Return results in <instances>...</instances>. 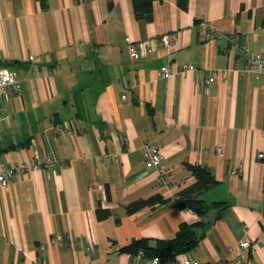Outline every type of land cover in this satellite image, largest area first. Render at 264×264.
<instances>
[{
  "label": "crops",
  "instance_id": "1",
  "mask_svg": "<svg viewBox=\"0 0 264 264\" xmlns=\"http://www.w3.org/2000/svg\"><path fill=\"white\" fill-rule=\"evenodd\" d=\"M231 35L264 52V0H188L185 9L161 0L148 22L132 0H47L44 9L0 0V68L22 85L0 98V165L57 161L0 188V264H145L121 248L154 246L197 222L198 243L174 259L264 264L258 245L236 262L244 238H264V75L244 69ZM127 38L154 50L131 58ZM181 64L192 69L179 72ZM147 145L159 149L165 174L145 166ZM187 165L216 181L200 196L203 218L175 202L195 181ZM153 196L169 201L128 211Z\"/></svg>",
  "mask_w": 264,
  "mask_h": 264
},
{
  "label": "built area",
  "instance_id": "2",
  "mask_svg": "<svg viewBox=\"0 0 264 264\" xmlns=\"http://www.w3.org/2000/svg\"><path fill=\"white\" fill-rule=\"evenodd\" d=\"M199 39L202 42H206L211 38V32L204 22L199 23ZM173 36L171 34H163L159 36V43L166 47L170 48L173 44ZM127 46L129 49V54L131 58H138L140 56L147 55L153 52L154 48L150 40H142L138 43H132L127 38ZM227 41L232 48L237 50L238 55L243 61L244 69L250 71L254 74L264 75V52H255L250 47L242 45L239 39L236 36H228ZM30 61H33V57H29ZM192 67L187 64H181L178 68L179 72L190 71ZM160 73L163 78H168L172 74V70L163 66L160 68ZM224 72H222V76ZM217 76L216 72H211L208 77L200 80L198 85L200 87H206L215 77ZM21 80L17 78L14 73H11L6 68H0V98L8 94H17L21 90ZM125 99V96L121 97ZM6 117H0L1 120H6ZM63 133V130H60ZM146 161L145 166L147 168L157 167L158 172L163 175L166 173V170L161 165V156L159 149L153 145L146 146ZM259 159L264 158V154H258ZM57 165V161L46 155H34L32 160L29 163H21L18 165H0V188L6 187L10 180L16 174L28 173L31 170H37L40 168H48ZM238 170H231L230 174L235 175ZM247 226H243V231H247ZM56 241L60 240V237L55 238ZM254 245L264 247V238L258 240H250L244 238L238 245V255L236 256V262H244L247 260L250 250ZM138 256L142 257V253L139 252ZM145 264H164L157 257L150 258L145 261ZM170 264H200L199 261L194 259H173Z\"/></svg>",
  "mask_w": 264,
  "mask_h": 264
},
{
  "label": "trees",
  "instance_id": "3",
  "mask_svg": "<svg viewBox=\"0 0 264 264\" xmlns=\"http://www.w3.org/2000/svg\"><path fill=\"white\" fill-rule=\"evenodd\" d=\"M39 2L41 8H45L47 0H35ZM161 0H132L133 12L137 19L150 21L152 19V6L155 2ZM188 0H178V5L185 9ZM186 168L191 171L195 181L183 189L175 201L182 208H186L194 212L199 218H203L207 206L200 199V196L215 185L216 181L206 168L195 165H187ZM169 200L160 196H153L145 200H139L130 204L127 209L129 212H134L142 207H154L163 205ZM202 222L197 224L182 223L179 225L173 238L169 240H156L154 246H150L147 240H133L127 246L121 248V251L137 255L142 253L143 258L149 260L150 258L157 257L162 263L170 264L174 256L182 254L192 249L198 243V237L194 232V228Z\"/></svg>",
  "mask_w": 264,
  "mask_h": 264
}]
</instances>
